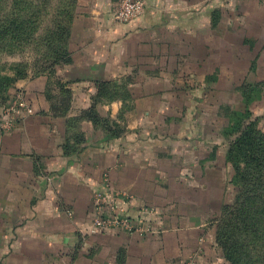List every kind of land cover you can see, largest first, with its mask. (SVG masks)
<instances>
[{
	"label": "crops",
	"instance_id": "1",
	"mask_svg": "<svg viewBox=\"0 0 264 264\" xmlns=\"http://www.w3.org/2000/svg\"><path fill=\"white\" fill-rule=\"evenodd\" d=\"M118 2L77 0L59 83L27 71L0 103V264H228L216 223L232 137L207 119L221 105L224 63L206 61L221 2L143 0L117 20ZM99 81L119 94L97 96ZM104 188L135 229L96 224Z\"/></svg>",
	"mask_w": 264,
	"mask_h": 264
},
{
	"label": "trees",
	"instance_id": "2",
	"mask_svg": "<svg viewBox=\"0 0 264 264\" xmlns=\"http://www.w3.org/2000/svg\"><path fill=\"white\" fill-rule=\"evenodd\" d=\"M58 2L59 7L50 22L57 29L54 32L59 31L63 37L59 35V45L51 46V60L52 63L63 64L71 60L65 36L70 23L68 18H73L77 0ZM45 14L39 0H0V42L7 45L15 42L20 46L35 41L31 25L37 22L38 15L41 21ZM47 32L49 35L42 38L49 42L52 40H49L50 27ZM11 70L13 72L0 71V103L7 99V91L13 83L27 75L24 69L14 67ZM97 87L96 95L109 99L120 92L109 81H99ZM225 109L229 120L223 132L225 137H232L225 158L233 169L230 182L235 187V196L223 206L217 220L216 242L228 264H264V130L256 127L257 123L248 110ZM85 116L94 123L101 120L92 107L85 111Z\"/></svg>",
	"mask_w": 264,
	"mask_h": 264
},
{
	"label": "rangeland",
	"instance_id": "3",
	"mask_svg": "<svg viewBox=\"0 0 264 264\" xmlns=\"http://www.w3.org/2000/svg\"><path fill=\"white\" fill-rule=\"evenodd\" d=\"M59 0H49L44 2L39 0L41 11L46 14L42 20L37 22L33 27L36 40L20 46H16L15 42L4 44L0 42V71L13 72L11 69H24L33 74H42V71L50 73L54 80L59 83V79L55 74L59 63H52L51 46L59 45V31L54 32V25L50 22L55 10L59 7ZM120 1V0H119ZM221 9L214 18V25L210 26L207 32L209 58H207L208 68L214 64L212 57H219L224 63L221 71L220 80L218 81V96L220 101L218 107L208 106V120L214 127L228 122L226 113L229 107L237 111L248 110L251 118L256 121V127L264 130V0H220ZM119 3V2H118ZM49 5V6H48ZM51 6V7H50ZM52 12V7H54ZM43 8V9H42ZM77 2L72 11L73 18L70 21L67 36H65L66 47L69 50V39L71 35V27L75 18ZM238 19V20H237ZM240 24H232L234 21ZM51 28L50 39L47 42L43 40V35H49L47 30ZM59 28V24H58ZM53 34V35H52ZM64 34V32H63ZM56 35V36H55ZM33 36V34H32ZM61 36V35H60ZM63 35L61 36V38ZM217 46V47H216ZM260 58L258 59V56ZM253 65L254 72H251ZM43 68H48L44 69ZM249 88H252L251 90ZM249 89V91L247 90ZM221 93V94H220ZM250 97V98H247ZM209 129L211 126L208 127ZM229 138V137H226ZM233 173V169L231 175ZM235 196V187L233 186L231 201ZM230 201V202H231ZM229 202V203H230ZM222 251V250H221Z\"/></svg>",
	"mask_w": 264,
	"mask_h": 264
},
{
	"label": "built area",
	"instance_id": "4",
	"mask_svg": "<svg viewBox=\"0 0 264 264\" xmlns=\"http://www.w3.org/2000/svg\"><path fill=\"white\" fill-rule=\"evenodd\" d=\"M143 7V0H120L115 11L117 20H129L139 14ZM103 196H100L101 201L98 202L96 210L98 216L95 220L97 225H122L130 229H135L131 224L129 217L118 205L117 198L112 190L104 188ZM101 194V193H98ZM144 218L148 214L147 207H144Z\"/></svg>",
	"mask_w": 264,
	"mask_h": 264
}]
</instances>
